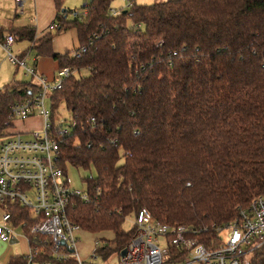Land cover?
<instances>
[{"label": "trees", "instance_id": "obj_1", "mask_svg": "<svg viewBox=\"0 0 264 264\" xmlns=\"http://www.w3.org/2000/svg\"><path fill=\"white\" fill-rule=\"evenodd\" d=\"M111 1L58 14L57 32L76 29L80 45L63 55L50 32H13L73 72L50 97L75 123L57 164L95 171L84 179L88 201L73 199L68 215L83 232L113 235L105 257L126 247L134 227L124 222L141 208L199 229L264 200V0L132 3L116 16ZM36 92L32 82L0 90V136L10 106ZM245 264H264V245Z\"/></svg>", "mask_w": 264, "mask_h": 264}, {"label": "built area", "instance_id": "obj_2", "mask_svg": "<svg viewBox=\"0 0 264 264\" xmlns=\"http://www.w3.org/2000/svg\"><path fill=\"white\" fill-rule=\"evenodd\" d=\"M26 1L14 0L21 13ZM130 6L127 3L126 8ZM118 13L110 9L112 16ZM14 42L10 34L0 40L8 61L33 78L37 92L10 106L6 121L9 127L0 136V243L16 241L19 236L15 229L21 227L28 243L23 264H84L76 250L77 235L82 229L70 221L68 211L73 199L86 202L89 195L72 189L57 164L59 145L72 133L75 123L71 118H55L46 105L51 94L60 90L73 72L63 67L52 78L38 75L25 58L13 53ZM83 52L80 48L76 58ZM35 117L39 118V128L11 132L15 121L26 122ZM97 194H101L100 190ZM130 227H134V232L123 249L124 255L119 253L121 264H245L251 252L264 245V200L254 199L223 226H170L141 208ZM97 245L95 242V250Z\"/></svg>", "mask_w": 264, "mask_h": 264}, {"label": "crops", "instance_id": "obj_3", "mask_svg": "<svg viewBox=\"0 0 264 264\" xmlns=\"http://www.w3.org/2000/svg\"><path fill=\"white\" fill-rule=\"evenodd\" d=\"M127 3L132 4L134 2L133 0H123L122 4L117 6L118 8L113 7L111 9L119 11L126 8ZM81 4H83L81 6L83 7L88 3H85V0H27L23 6V16L15 19L14 13L17 7L14 0H0V40L6 35H12L13 32L28 27L34 30L35 40L42 38L49 32L53 35L51 48L54 54L63 55L66 52L75 51L80 47L76 29L68 28L67 30L57 32V16L62 10H65L63 9L65 6L71 8V11H76ZM64 18L71 19L69 15H65ZM12 51L16 56L25 58L26 63L30 62L29 66L35 68L38 75L52 78L59 68L57 61L52 58L37 57L34 50H32L31 42L25 40L18 41L16 39ZM6 58V53L0 44V86L5 85L3 87L5 88L16 83L33 81V79L27 78L26 80L19 79L20 71L23 70L17 68ZM22 77H26L24 71ZM27 122H36L40 126L39 118L37 117L27 120ZM24 123L15 121L11 132H24L35 129L34 127H24ZM21 241L26 243L28 249L25 237L19 236L15 243ZM12 258L10 256L5 257L0 264H3V262L7 264Z\"/></svg>", "mask_w": 264, "mask_h": 264}, {"label": "rangeland", "instance_id": "obj_4", "mask_svg": "<svg viewBox=\"0 0 264 264\" xmlns=\"http://www.w3.org/2000/svg\"><path fill=\"white\" fill-rule=\"evenodd\" d=\"M89 1L90 0H85V3L86 2L89 3ZM163 1H166V0H133V2L137 5H148V4H153V3L163 2ZM122 2L123 0H112L110 6L111 8L113 7L116 8L117 6H120ZM82 5L83 4L78 6L77 10H81ZM63 9L70 10L71 8L65 6ZM14 14H15V17H14L15 19L23 16L19 8L16 9ZM68 15L71 18V14H68ZM31 56L33 55L31 54ZM29 63L30 62H27L26 64L29 66ZM20 73L21 74H19V79L21 80L22 79L26 80V78L30 80L33 79L32 77H29V76L21 78L23 71H20ZM86 74H87L86 70L80 71V75H86ZM4 86H0V90L3 89ZM46 105L49 110L53 111V115L55 116V118H58L60 120L70 121L71 115L67 111V109L65 108V105L62 102L52 105L51 101L49 100L46 102ZM24 127H30V128L34 127L35 129H37L39 128V125L36 122L26 121L24 123ZM91 177L92 178L95 177V171L93 169L83 170V169H76L71 166L66 167V179L69 182V186L74 190H80V191L86 192L87 185L84 179L91 178ZM131 221H132V218L126 219L123 225L125 230H128L130 228ZM15 233L18 236L24 237V231L21 227H17L15 229ZM112 240H113V235L110 233L103 234V235L101 234L91 235L83 231L80 232L77 235V245H76L78 258L81 259L84 262V264H121L120 256L118 252L111 251L109 255H107L106 257L103 254L101 255V253L99 252L101 248H104L107 246H109V248L113 247L112 243L109 242ZM94 242L98 243L96 247L97 249L96 258H93L94 255L92 253L95 250ZM158 243L160 244L162 243L161 238L158 239ZM2 244L3 243H0V263L5 259V257H8V256L13 257V258H18V257H22L23 255L25 256L28 254L27 245L23 241L14 243V244L5 243V246L4 244L3 245ZM3 264H6V263L3 262Z\"/></svg>", "mask_w": 264, "mask_h": 264}, {"label": "water", "instance_id": "obj_5", "mask_svg": "<svg viewBox=\"0 0 264 264\" xmlns=\"http://www.w3.org/2000/svg\"><path fill=\"white\" fill-rule=\"evenodd\" d=\"M61 13L65 14V13H66V10H62ZM14 243H15V240L11 241L9 244H14ZM124 253H125V250H122V251L120 252V256H123Z\"/></svg>", "mask_w": 264, "mask_h": 264}]
</instances>
